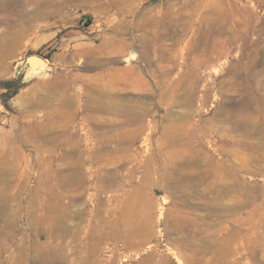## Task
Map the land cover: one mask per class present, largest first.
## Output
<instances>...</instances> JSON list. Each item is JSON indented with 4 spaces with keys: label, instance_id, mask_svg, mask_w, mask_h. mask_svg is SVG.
Masks as SVG:
<instances>
[{
    "label": "rangeland",
    "instance_id": "1",
    "mask_svg": "<svg viewBox=\"0 0 264 264\" xmlns=\"http://www.w3.org/2000/svg\"><path fill=\"white\" fill-rule=\"evenodd\" d=\"M24 1L0 0V167L10 175L0 181V194L10 199L0 215V264H42L44 244H62L56 255L65 264H264V0ZM149 17L158 20L154 29H147ZM201 17L207 23L198 25ZM149 30L161 31L167 48L162 58L150 54L151 65L143 41ZM123 42L130 47L116 62L90 63ZM31 56L46 68L29 71ZM111 67H132L146 82L108 85L114 107L134 109L142 122L127 124L121 112L66 108L68 117L57 120L64 126L50 130L49 139L25 132L29 120L48 127L63 89L88 92L75 76ZM188 76L197 82L192 91L169 84ZM163 79L169 88L160 86ZM29 99L47 104L28 108ZM91 115L98 123H84ZM102 131L136 140L128 151L109 154L89 134ZM70 143L84 176L73 190L62 181ZM213 182H224V193L213 192ZM65 207L83 213L67 220L75 237L52 241L37 219L50 220ZM102 220L112 235L94 248ZM175 222L186 230L178 232Z\"/></svg>",
    "mask_w": 264,
    "mask_h": 264
},
{
    "label": "bare ground",
    "instance_id": "2",
    "mask_svg": "<svg viewBox=\"0 0 264 264\" xmlns=\"http://www.w3.org/2000/svg\"><path fill=\"white\" fill-rule=\"evenodd\" d=\"M38 1L34 0V3L38 2ZM205 6H207V5H205ZM147 11H151V10H147ZM147 11L145 12V14H147ZM190 12H189V15H190ZM202 17L197 19L196 23L198 25L201 24L202 21H205V20H201ZM191 21H192V19H191ZM157 22H158V20H156V18L149 17V20L146 23V25L148 26L147 29L148 28L154 29L158 25V24L154 25ZM160 32L157 30H152V31L149 30L148 32H146L144 34L143 41H144V45L148 49L147 59L149 61V63H148L149 65H151V63H152V62H150L151 59L149 57L151 53H153L155 56H157V55L161 56L162 55L160 57V58H162L163 53L167 49L165 46L164 47L166 49L162 46L163 45L162 43H159V39L164 36V35L162 36V34ZM17 36H19V37H15L13 40L14 42L18 41L22 38V34L17 35ZM203 37H205V36H203ZM13 41L11 43H13ZM7 44L8 43L2 44L1 49L3 48V46L9 47L10 44L9 45H7ZM128 44H127V46H128ZM11 46H13V45H11ZM127 46L124 42L120 43V44L116 43V45L113 48H111L110 50H108L107 52L102 53V54H98V56L93 57L91 59L90 63H93V64L99 63L104 57H108V59H110V61L116 62L120 58V56L125 52ZM6 47H5V50H6ZM128 47H130V46H128ZM7 53H9V52H7ZM2 56L0 57V62L5 58L4 56H3L4 58H2ZM126 56H127V54H126ZM175 56H176V54H175ZM171 57H173V56H171ZM127 58H128V60L134 59L135 58L134 53L131 56L128 55ZM161 61H162V59H161ZM172 61H173V58H172ZM208 61H209V59L204 60L203 62H200V63H197L196 61L195 62H196L198 67H201V66L205 65V63ZM29 63H30L29 71H40V70L45 69L47 66L46 62H43V63L29 62ZM3 65H5V64H3ZM115 67L105 69V70H103L99 73H96L94 75H89V76H83V75L79 76L78 75V76H75L73 78V81H80V82L84 83L85 85H87L88 92L85 94H83V93L79 94L75 90H73L71 88V86L63 89V92L57 98V101H58L57 107H54V108L50 109V111H49V115H50L51 119H49L46 122V125H48V127H46L45 125H41V123L39 124L38 122L32 123L29 120L27 123L25 132L27 134L35 135L38 138L39 137H45V138L49 139V136H47V135L50 133V130H54L55 128L64 126L63 122L60 123L57 120L65 119L68 117L67 111H64V109H66V108L67 109L81 108V109H84L87 111H90V110L91 111H100V112L107 113V114H110V113L118 114L121 112L124 115V119H125V122L127 124L142 122L143 121L142 116L139 113L135 114L134 109L126 108L124 110H118L114 107V105L112 103V99H110V98H111V95L113 94V91L116 89V87L121 86V84L129 83V84H131V86H134L137 83L145 84L146 82H144L139 76L136 75L137 71L134 70L132 67H126V68H124V67L123 68H120V67L115 68ZM169 67L171 68V64ZM159 69H160V67H159ZM148 71L150 72V74L152 76H154L155 73H159V71L153 70V69L152 70L149 69ZM188 77L189 78L179 79V80H176V82H173V83L171 82L169 84L174 85L175 88H177L176 86H180V87L184 88L185 90H191L192 91V90H194L197 82L194 80L193 76H188ZM156 82H159V81H156ZM168 82H170V81H168ZM161 83L162 84H160V86H162V85L163 86L165 85V87L169 86V84H165V80L162 81ZM56 84H58V86H56ZM59 85H60V82L54 83L51 85L48 83V87H50L52 89H54V88L56 89L57 87H59ZM108 85H113L114 90H113V88H109ZM145 85H147V84H145ZM82 96H84V97L81 99L82 102H80V98ZM46 98H48V96H46ZM45 101H47V99H45ZM45 101L42 99H29L25 102V106L28 108H34V107L36 108V107L42 105L43 103L47 104V102H45ZM31 116H32L31 114L26 115V117H31ZM83 121H84V123H87V124H95L96 122L98 123L97 117L94 115H91L87 118H84ZM112 123H113V121H110V120L105 122L106 125H111ZM70 134L71 133H69V139L72 137ZM89 134H96L99 137V138H97L98 140L96 141L99 144V146L96 149H100V150L104 149L103 151L104 152L107 151V153H109V154H112L113 152H117V151H121V150H127L128 151L130 146L136 140L135 136H129L128 134H126L125 136H121V133L118 134L115 131H102V132H100V134L89 132ZM175 138L177 139L178 137L172 138L171 139L172 143L176 142ZM262 141H264V140H262ZM86 149L87 148L85 147L84 150H86ZM65 150L69 155L70 161H68L66 164L67 174L65 175L66 176L65 179L62 181H63V183H65V185L67 187H69L71 190H73L76 186H78L79 184H82V182L84 181V176L79 171V168H81L80 167L81 166L80 161H74L73 158L70 157V156H73L75 154L74 145L70 143L68 145V147H65ZM150 164H151V158H148L146 160V170L144 172L145 178H149V175L151 174V171L148 168ZM217 164H218V166H220V165H222V162H217ZM117 174H118V183H119V185H121V181H123L120 177L121 173L118 171ZM9 176L10 175L1 166L0 167V181L9 180L10 179ZM106 176H107L109 181L114 180V178L112 177L111 171L108 172V175H106ZM207 176H208V174L205 173V174H202L201 176H198V179L200 181H204ZM130 177L131 176L129 175V178ZM221 178L224 180L223 176ZM128 182L129 181L127 180L126 183H128ZM212 185H213V188H212L213 192L218 190V191L224 193L223 190H226V188H227V186L224 182L223 183L222 182H213ZM6 197L4 194H0V215L7 213L8 201L10 199L8 200V198H6ZM74 201H75V198L70 199L68 206L72 207L71 203ZM65 209H66V207L63 209V213L61 212V214H60V212H58L56 210L54 212L52 211L50 220L37 219V222L39 224H42L45 221L44 223H46L48 225V229L50 230L52 241L64 239L67 236H70L71 238L75 237V235L72 232V227H69L67 225V220L70 219V217L80 218L83 216V213L82 212H76V213L71 212L70 211L71 208H68L69 212H66ZM13 218H15V217H13ZM126 218H127L126 214L121 213V215L118 216L119 223H121L125 226L126 225ZM102 222H103V226L101 227V229L99 227L94 228L93 237L96 241V243L93 245L94 248H97V245H99V243L103 240L105 235H108L109 237H111V235H112L111 223L109 222V224H107V223H105L104 220H102ZM185 225H186V223L180 224L179 222H175L174 228L178 232H183L186 230V228L184 227ZM261 227H262V230H264V221L261 224ZM189 228L191 230V226H189ZM131 233H132L131 231H126L123 233V235L128 236ZM262 236L263 237L260 238L259 242L264 245V232H263ZM60 245H62V244H60ZM60 245H57V244H50V245L46 244L45 245L44 244L43 247H45V249H46V251H44V252H40V249H42V247L38 246L39 253H43L42 256L40 257V260H39L40 263H42V264H65L64 261L58 260L59 258L56 255L57 251L60 250V248H61ZM22 259H23V257H22ZM86 261L87 260H84L83 262L85 263Z\"/></svg>",
    "mask_w": 264,
    "mask_h": 264
},
{
    "label": "water",
    "instance_id": "3",
    "mask_svg": "<svg viewBox=\"0 0 264 264\" xmlns=\"http://www.w3.org/2000/svg\"><path fill=\"white\" fill-rule=\"evenodd\" d=\"M28 63L29 62H39V63H43V59L38 57V56H31L27 59ZM30 64V63H29Z\"/></svg>",
    "mask_w": 264,
    "mask_h": 264
},
{
    "label": "trees",
    "instance_id": "4",
    "mask_svg": "<svg viewBox=\"0 0 264 264\" xmlns=\"http://www.w3.org/2000/svg\"><path fill=\"white\" fill-rule=\"evenodd\" d=\"M88 21V20H87Z\"/></svg>",
    "mask_w": 264,
    "mask_h": 264
}]
</instances>
